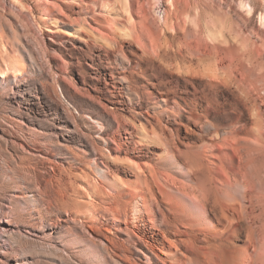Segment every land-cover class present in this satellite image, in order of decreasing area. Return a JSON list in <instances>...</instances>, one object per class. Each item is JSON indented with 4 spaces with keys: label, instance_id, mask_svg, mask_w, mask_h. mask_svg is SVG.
<instances>
[{
    "label": "rangeland",
    "instance_id": "374dc122",
    "mask_svg": "<svg viewBox=\"0 0 264 264\" xmlns=\"http://www.w3.org/2000/svg\"><path fill=\"white\" fill-rule=\"evenodd\" d=\"M131 1L127 16L121 0H0V264H262L264 92L225 52L264 69V0ZM197 154L251 189L201 206L176 188L210 184ZM56 195L68 204L49 214Z\"/></svg>",
    "mask_w": 264,
    "mask_h": 264
},
{
    "label": "bare ground",
    "instance_id": "6f19581e",
    "mask_svg": "<svg viewBox=\"0 0 264 264\" xmlns=\"http://www.w3.org/2000/svg\"><path fill=\"white\" fill-rule=\"evenodd\" d=\"M43 1H45V2H47L48 0H43ZM160 0H156V2H159ZM167 1H169L170 2V0H167ZM172 1V0H171ZM168 3V2H167ZM172 3V6H173V2H171ZM121 4H122V9H123V11H124V13L127 15V13H133V11L135 10V3L133 4V2L131 1V0H121ZM241 5H242V7H244L245 8V11H246V13L248 14V15H250L251 13H252V5L251 4H247V3H241ZM138 7H136V9H137ZM137 10H140V9H137ZM137 10H136V12H137ZM127 12V13H126ZM135 12V11H134ZM141 13V12H143L142 10L141 11H138V13ZM157 13H158V15H159V18H160V21H164L165 20V11L164 10H158L157 11ZM128 15H130V14H128ZM127 15V16H128ZM144 15V14H143ZM141 16V15H140ZM130 17V16H129ZM145 17V16H144ZM259 19H260V23L264 26V12H261L260 13V15H259ZM146 20V19H145ZM144 20V21H145ZM165 22V21H164ZM142 23V22H141ZM147 23V22H146ZM144 25H146L145 24V22H144ZM144 25H142V26H140V27H142V29H141V31L143 30V26ZM146 27V26H145ZM145 30V29H144ZM153 38V37H152ZM248 39L247 38H245V41H243L242 43H246V45H247V41ZM140 41V40H139ZM138 42V41H137ZM139 44H140V42H139ZM250 50V49H249ZM251 51V50H250ZM226 53V57L228 58V60H229V63L230 64H239V63H244V61H246V62H249V64L252 62V70L253 71H255L254 72V75H252V87H253V89H257V90H262V92H264V69H263V63L261 62V61H259L257 58H255V60H253V61H251L252 60V56H251V54L252 53H243L242 54V52H237L236 50H234L233 48H231L230 50H228V51H226L225 52ZM227 60V61H228ZM234 67V66H233ZM5 75V71H0V76H4ZM257 82H262V86H257ZM262 99H263V97H262ZM263 102V101H262ZM255 112V114H256V116L257 117H260L259 116V114H260V112H259V109H258V107H257V105L255 106H253V108H252ZM56 113V112H55ZM57 114V113H56ZM59 115V114H58ZM26 116V118L27 119H29V120H32L33 118H31V116L30 115H25ZM35 116V115H34ZM23 117H24V115H23ZM58 118H59V116H57ZM256 117V118H257ZM54 118V117H53ZM40 119V118H39ZM258 119H260V118H258ZM34 120V119H33ZM38 120V119H37ZM40 120H42V119H40ZM94 120V119H93ZM260 122H261V120H259ZM32 122V121H31ZM37 122V121H36ZM260 124V123H259ZM258 124V125H259ZM61 129H64L65 130V135L67 136V138H64L65 139V141H70V140H72V139H76L77 141H80L81 143L82 142H84L82 139H80V138H77L76 137V131L74 130V129H71L70 127H64V128H61ZM258 132L260 133V134H262L261 132H260V126H259V129H258ZM81 133V132H80ZM80 133L78 132V134H77V136H79L80 135ZM85 135V134H84ZM83 135V136H84ZM80 136H82V134L80 135ZM82 136V137H83ZM84 139H86L85 137H83ZM263 138H264V136H263ZM87 142V141H86ZM231 141H229L228 140V145H229V143H230ZM58 143V142H57ZM57 143H53V144H57ZM231 143H233V142H231ZM52 144V145H53ZM41 145H43V144H41ZM40 145V146H41ZM54 145V146H55ZM57 145H60V146H63L64 148H65V150L67 149H69L68 148V146H66V144H64V142L63 143H61V142H59V144H57ZM230 146H234V145H231L230 144ZM67 147V148H66ZM235 147V146H234ZM234 147L232 148V150L234 149ZM47 148H49L48 146H47ZM236 148V147H235ZM99 149V148H98ZM69 150H71V148L69 149ZM234 151H236L235 149H234ZM252 151H254L253 153L254 154H252V161H255L254 159H256V157H261V156H263L264 157V142H263V144L261 143V141L259 140V138H256L255 139V144L253 145L252 144ZM71 153V152H70ZM258 154V155H257ZM73 155V154H72ZM200 155V154H199ZM202 155V154H201ZM196 156H198V154L196 155ZM67 157V156H66ZM69 157V156H68ZM75 157V156H74ZM199 157V156H198ZM197 157V159L199 160L200 159V157L198 158ZM203 157V159L205 160L206 159V161H205V163H204V161L203 160H199V161H196V164L193 166V170L197 173V174H199V173H201L202 171H205L206 173H207V175H205L206 177H208V180L210 181V182H208V183H210L209 185L212 187V189H213V191H215V193H213V192H209V193H207L208 191L207 190H209L208 188H210V187H208V186H206L205 184L203 185H201L202 186V191H204V192H202L200 195H196V193H195V190L196 189H193V188H191V189H186L183 185H178L175 181H173L172 179H169L168 178V176L167 177H163V183L164 184H170V185H176L175 187L176 188H179L178 190H183V191H187L186 193H188L192 198L194 197V199L195 200H198V202L201 204V206L203 205V206H206L208 203H207V200H209L212 204H213V206L215 205L216 207H219V209H222V210H224V209H227L228 207H230V200L229 199H226L225 201L223 200V199H225L222 195H226V196H229V197H231L232 198V194H230V193H232V192H228L227 190L229 189V187H231V186H234V188H235V185L232 183V182H234V183H236L238 186H240V187H243V189H242V191L244 190V191H246V188H247V185L249 184H246V183H244V184H242L240 181H243V180H240L239 178V180L238 179H236L237 178V176L239 175V173L236 171V170H234V171H232V172H237L238 174H237V176H236V178L234 177L235 175H234V173H232L231 172V174L229 173V171H225V167L223 166V165H220V164H222V163H220V164H218V166L220 165L221 166V171L222 172H224L225 174H223L222 173V175H220V178H218V176L219 175H217V173H216V171H218L217 169H216V167L215 166H217L216 165V163L215 162H213L211 159H207V158H204L205 156H201V158ZM22 159V158H21ZM196 159V160H197ZM191 162V161H190ZM20 164V163H19ZM220 166H219V168H220ZM224 168H223V167ZM256 165L255 166H252V175H253V173L254 172H257V171H259V170H261V168H262V166H261V168H260V166H257V167H259V170H257L256 168ZM264 167V166H263ZM218 168V169H219ZM202 173H204V172H202ZM219 173H221V172H219ZM218 173V174H219ZM29 174V173H28ZM217 176H216V175ZM233 174V175H232ZM255 174H257V173H255ZM37 175V174H36ZM200 175V174H199ZM242 175H244L243 177H245L246 176V172L245 173H243ZM36 177V176H35ZM153 179H152V183H153V186H158V181H157V179H155L154 177H152ZM207 179V178H206ZM40 181V180H39ZM206 182H207V180H205ZM239 181V182H238ZM37 184H39V182H38V180H37ZM41 184V183H40ZM207 184V183H206ZM233 184V185H232ZM50 185H52V184H50ZM159 185H161V184H159ZM41 186V185H40ZM40 186H37L38 187V189H37V191H38V193H39V195H41V197H43L42 195H45V193H47V186H45V188L44 189H41L40 188ZM193 186V185H192ZM205 186V187H204ZM250 185H248V189L250 188L249 187ZM22 187H26V186H22ZM49 187V186H48ZM52 187V186H51ZM161 186H158V188L157 189H159L160 190V192H163L162 191V188H160ZM203 187H204V189H203ZM208 187V188H207ZM240 187H238L239 189H240ZM246 187V188H245ZM196 188V187H195ZM205 188H206V190H205ZM236 188H237V186H236ZM251 189V188H250ZM249 189V190H250ZM249 190H247L246 192H248ZM253 190H254V188H253V185H252V192H253ZM182 191V192H183ZM207 191V192H206ZM209 191H211V190H209ZM245 192V193H246ZM211 193V196H209V194ZM222 193H224V194H222ZM244 193V192H243ZM243 193H242V196H243ZM230 194V195H229ZM232 195V196H231ZM252 195H253V193H252ZM32 196H34V195H32ZM245 196V198H246V195H244ZM243 196V197H244ZM263 196V197H262ZM209 197H211V198H209ZM253 197V196H252ZM261 199H260V203L262 204L263 202H264V194H262L261 195ZM226 198H228V197H226ZM230 198V199H231ZM233 198H235V197H233ZM253 199V198H252ZM233 200V199H232ZM227 202V203H226ZM229 202V203H228ZM251 201H249V203H250ZM231 203H233V205L234 206H236L235 204H234V201H231ZM259 203V204H260ZM53 204L56 206L55 208L57 209V210H61L62 208H65L66 206H67V201L62 197V196H60V195H56V196H54V199H51V200H49L48 201V206H49V208H51L52 206H53ZM251 204H252V211H247V212H245V213H248V212H252V222H253V220L257 217V214L255 215L254 214V203H253V201L251 202ZM261 204H260V206H261ZM263 205H264V203H263ZM231 207H233V206H231ZM230 207V208H231ZM262 207V206H261ZM48 208V207H47ZM229 208V209H230ZM236 208H237V206H236ZM236 208H234V210H237ZM54 209V208H53ZM263 210H264V208H262ZM228 210V209H227ZM263 210H261V211H263ZM225 211V210H224ZM223 211V212H224ZM48 212H50L49 214H51V212H53V210H52V208L51 209H49V211ZM234 213H235V211H233ZM234 213H232L231 212V214H234ZM237 214H238V211H237ZM250 214V213H249ZM248 214V215H249ZM1 215H4L5 217L3 218V220H2V222L3 223H7V224H9V225H24L25 227H29V228H31V227H33V225L35 224V222L30 218V216L28 217V216H26L25 214H15V213H13V212H4V213H2ZM234 215H236V214H234ZM234 215H232V216H234ZM237 216V218H238V215H236ZM250 216V215H249ZM240 218V217H239ZM38 219L41 221V223H43V220H44V218L42 219V216L41 217H38ZM249 219H250V217H249ZM257 219V218H256ZM46 220V219H45ZM44 220V221H45ZM251 220V219H250ZM48 223L50 224V225H53V222L50 220V221H48ZM53 227H57V226H53ZM47 228H51L50 226H47ZM53 232V231H52ZM261 256H262V264H264V249H262V251H261Z\"/></svg>",
    "mask_w": 264,
    "mask_h": 264
},
{
    "label": "snow or ice",
    "instance_id": "6c2138e0",
    "mask_svg": "<svg viewBox=\"0 0 264 264\" xmlns=\"http://www.w3.org/2000/svg\"><path fill=\"white\" fill-rule=\"evenodd\" d=\"M170 2H171V0H170Z\"/></svg>",
    "mask_w": 264,
    "mask_h": 264
}]
</instances>
